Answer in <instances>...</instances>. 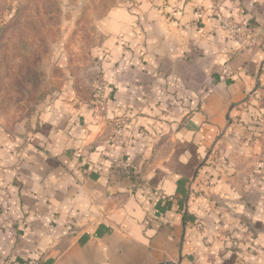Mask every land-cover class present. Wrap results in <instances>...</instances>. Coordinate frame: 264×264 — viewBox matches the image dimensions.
Segmentation results:
<instances>
[{
  "label": "crops",
  "instance_id": "crops-1",
  "mask_svg": "<svg viewBox=\"0 0 264 264\" xmlns=\"http://www.w3.org/2000/svg\"><path fill=\"white\" fill-rule=\"evenodd\" d=\"M104 33L109 120L72 78L1 140L0 264H264V0L126 1Z\"/></svg>",
  "mask_w": 264,
  "mask_h": 264
},
{
  "label": "rangeland",
  "instance_id": "rangeland-1",
  "mask_svg": "<svg viewBox=\"0 0 264 264\" xmlns=\"http://www.w3.org/2000/svg\"><path fill=\"white\" fill-rule=\"evenodd\" d=\"M126 1L0 0V143L34 130L65 81L92 97L105 22Z\"/></svg>",
  "mask_w": 264,
  "mask_h": 264
},
{
  "label": "built area",
  "instance_id": "built-area-1",
  "mask_svg": "<svg viewBox=\"0 0 264 264\" xmlns=\"http://www.w3.org/2000/svg\"><path fill=\"white\" fill-rule=\"evenodd\" d=\"M221 27L234 38L252 34V29L247 24L243 22H236L232 19L225 18L222 21ZM223 74L224 76H230L232 74L229 65H226ZM90 102L92 105L94 118L98 122L109 120L106 113L105 80L102 78L97 80ZM110 122H112L111 124L113 125V132L109 138V141L120 146H127L129 144V136L126 132V123L124 119H111ZM27 264L41 263L37 259H30L27 261Z\"/></svg>",
  "mask_w": 264,
  "mask_h": 264
}]
</instances>
